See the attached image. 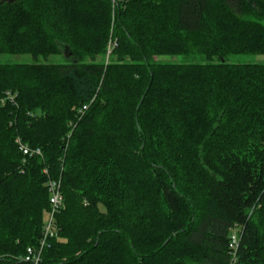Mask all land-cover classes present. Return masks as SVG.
<instances>
[{
  "label": "trees",
  "instance_id": "1",
  "mask_svg": "<svg viewBox=\"0 0 264 264\" xmlns=\"http://www.w3.org/2000/svg\"><path fill=\"white\" fill-rule=\"evenodd\" d=\"M61 53L0 64V264L37 245L48 178L41 264H233L234 226V264H264V64L226 61L264 55V0H0V54ZM188 54L210 62L155 60Z\"/></svg>",
  "mask_w": 264,
  "mask_h": 264
},
{
  "label": "built area",
  "instance_id": "2",
  "mask_svg": "<svg viewBox=\"0 0 264 264\" xmlns=\"http://www.w3.org/2000/svg\"><path fill=\"white\" fill-rule=\"evenodd\" d=\"M108 51L107 55H109ZM15 96L10 92H6L4 98L1 100V104L4 105L7 101L13 102ZM86 107H83L85 110ZM16 144L18 150L21 152L22 156L25 157H40L41 151L39 149H30L26 146L21 139L16 138ZM47 174V171L44 170ZM47 189L49 194V211L45 214L41 237L35 246L27 247L25 255L20 259L21 262L25 264H41L42 254L44 250L50 247V242L52 239L56 238L58 235V227L56 224V216L60 213L63 208V197L61 194V181L51 180L48 178ZM239 242V228L234 226L231 231L229 248L231 260L230 263L234 264V259L236 255V250Z\"/></svg>",
  "mask_w": 264,
  "mask_h": 264
},
{
  "label": "rangeland",
  "instance_id": "3",
  "mask_svg": "<svg viewBox=\"0 0 264 264\" xmlns=\"http://www.w3.org/2000/svg\"><path fill=\"white\" fill-rule=\"evenodd\" d=\"M232 7L236 13L239 14L237 4L233 3ZM155 60H160L164 63L169 64H191V63H207L209 60L196 54L188 55H178V56H159ZM68 57L64 54L50 55L46 58L39 57L37 59L33 58L31 55H8L0 54V64H29V63H46V64H56V63H66L68 62ZM226 61L231 64H264V55H253V54H238L230 55L226 58ZM109 62V56L106 54L104 57V63Z\"/></svg>",
  "mask_w": 264,
  "mask_h": 264
}]
</instances>
